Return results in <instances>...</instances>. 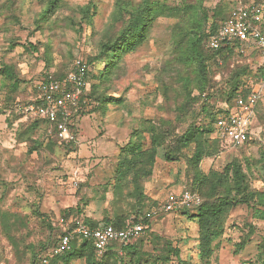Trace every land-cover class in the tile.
<instances>
[{
    "label": "rangeland",
    "instance_id": "1",
    "mask_svg": "<svg viewBox=\"0 0 264 264\" xmlns=\"http://www.w3.org/2000/svg\"><path fill=\"white\" fill-rule=\"evenodd\" d=\"M142 1L62 0L46 16L44 0H0V68L11 66L20 81L10 100H28L44 79L67 74L78 60L94 59L98 45L119 35ZM239 1L204 0L208 20L220 23ZM162 2L169 7L180 5V0ZM88 5L96 7L90 22L81 12ZM176 22L167 14L156 18L135 51L123 55L109 83L93 89L88 83L94 95L78 106L74 143L65 144L57 134L48 144L41 122L37 129L24 119L9 124V93L0 78V264H37L33 254H48L57 242L60 219L68 223L93 220L100 225L115 217L128 221L137 212L150 216L168 195L190 191L192 171L187 159L166 161L164 148L158 149L151 175L142 183L143 204L132 197L131 184L114 188L119 151L135 131H141L148 141L150 122L166 124L178 134L196 112L197 104L189 106L182 89L188 70L175 60L171 31ZM204 27L208 30L207 23ZM244 65L253 76L261 66L260 59L235 58L225 67L212 69L213 80L223 88L231 68ZM102 67L99 61L93 70ZM103 97L120 103L104 104ZM259 104V117L253 120L251 131L264 137V89ZM263 152L255 142L235 148L223 143L217 154L201 161L199 169L211 176L233 159L243 168L249 163L250 186L263 191ZM192 214L187 210L157 211L144 234L140 255H146L141 264L264 263L263 207L238 205L224 216L221 235L211 242L208 258L200 254L197 223L189 218ZM50 264L86 262L71 258ZM103 264H129V259L119 253Z\"/></svg>",
    "mask_w": 264,
    "mask_h": 264
},
{
    "label": "trees",
    "instance_id": "2",
    "mask_svg": "<svg viewBox=\"0 0 264 264\" xmlns=\"http://www.w3.org/2000/svg\"><path fill=\"white\" fill-rule=\"evenodd\" d=\"M61 1L44 0V14L47 16L53 13L60 6ZM162 1L164 0H143L130 13L129 21L119 35L111 39L107 38L98 45L96 57L83 61L88 66L86 81L90 83L91 89L95 88L99 83H109L123 55L135 51L145 39L156 18L167 14L169 17L177 19L171 31L175 60L188 70L185 78L183 77L184 86L182 89L187 97L186 100L189 101V106L197 104L196 112L193 114V120L178 134H175V130L166 128V124L157 126L150 122L146 128L150 134L148 141H146L141 131H135L131 135V140L119 151L115 169L114 188L117 189L122 185L131 184L132 197L136 198L138 204H143L145 197L142 191V183L151 175L158 149L164 148V158L169 162L178 161L180 158L185 157L192 171L190 191L199 195L201 203L197 207L181 210L193 211L189 218L197 223L200 254L202 257L208 258L211 255V242L221 235V221L224 216L238 205L264 208V190L259 191L252 189L250 186L247 175L249 163L245 164L246 167L243 168L241 162L233 159L224 166L220 173H215L211 176L203 175L199 169L201 161L206 156L217 154L219 147L223 144L214 136L215 122L218 116L224 113L227 114L229 110L233 109L238 96L245 98L260 81L264 82V70L262 66H259L252 76V70L247 65L241 66V68L232 67L229 77L225 81V86L222 88L213 80L212 74L214 73H212V69L225 67L235 58L258 56V52L254 50L245 55L240 54L234 48L228 47L211 50L206 46V43L209 36L214 35L222 24L231 19L233 12L239 5L258 4L263 0L239 1L232 13H229L225 19H221L220 23L219 20L215 21L216 19H212L213 21L211 22L208 20V11L203 5L204 0H180V5L177 7H169ZM81 12L86 22H90L92 16L95 15L96 7L88 5L81 9ZM206 23L208 24V30L204 27ZM261 29L264 32V21ZM99 61L103 67L94 71L93 67ZM65 76L66 74L54 75L44 79L43 82L51 80L61 81ZM0 78L3 87H6L9 93L6 98V102H10V105L6 107L9 111L8 117H11L8 119V123L12 124L17 119H24L31 122L34 129H37L36 124L41 122L45 125V136L48 144H50L48 139H51L53 135H57V132L50 127L46 119H25L14 109L16 104L36 103L43 105L44 100L39 99V86L35 88V93L30 99L13 101L10 99L17 93L20 84L14 69L11 66H3L0 68ZM93 95L94 93L92 91L89 92L88 87L80 96L78 106L86 104L87 99ZM10 96L13 97L10 98ZM102 102L104 104H119L120 100L103 97ZM260 104L258 103L255 108L256 120L259 117ZM77 116L78 108L72 112L70 119L73 121ZM262 140H264V137L257 135L252 141L237 147L255 142L264 151ZM158 206L155 207V210L158 209ZM136 214V217L128 221L122 217L105 219L103 225H110L117 230H121L128 225L129 221L140 219L144 225L145 234L149 231L151 216H143L139 212ZM81 222L89 227L100 226L98 222L93 220H81ZM60 233L61 230H58L57 238ZM144 234L126 244H121L118 241L112 242L102 255L96 252L92 241L75 239L71 243L69 251L49 258L48 264L58 261L65 262L71 258L84 259L86 264H103L109 259H116L119 253L129 259V264H133V262L141 264V257L144 253L140 255V250ZM45 249V247L41 248V252L43 253ZM44 257L45 255L37 256V254H33V263L37 259V264H43L42 259ZM96 259H99V261H96Z\"/></svg>",
    "mask_w": 264,
    "mask_h": 264
},
{
    "label": "built area",
    "instance_id": "3",
    "mask_svg": "<svg viewBox=\"0 0 264 264\" xmlns=\"http://www.w3.org/2000/svg\"><path fill=\"white\" fill-rule=\"evenodd\" d=\"M263 15L264 0L258 4L239 5L231 19L222 24L214 35L209 36L206 46L211 50L221 47L234 48L240 54L255 50L258 52L260 64L264 70V32L261 29ZM87 72L86 63L82 60L76 61L71 71L61 81L51 80L39 85V99L44 100L43 105L16 104L14 109L25 119H46L65 144L74 143L76 130L70 117L72 112L78 108L80 96L89 87L86 81ZM263 89L264 82L260 81L245 98L238 96L234 108L227 114L218 116L214 133L218 140L237 147L257 137L251 131V126L255 120V108L261 99ZM261 143L264 146V140ZM200 203L201 199L198 194L182 191L178 194H171L167 201L160 204L156 210L160 212L179 211L197 207ZM157 211L150 216L156 215ZM59 227L61 233L55 245L42 259L43 264H48L49 258L69 251L75 239L92 241L96 252L102 255L110 243L115 241L121 244L129 243L143 235L145 230L140 219L129 221L128 225L121 230L110 225L89 227L81 221L68 223L64 219H60Z\"/></svg>",
    "mask_w": 264,
    "mask_h": 264
},
{
    "label": "crops",
    "instance_id": "4",
    "mask_svg": "<svg viewBox=\"0 0 264 264\" xmlns=\"http://www.w3.org/2000/svg\"><path fill=\"white\" fill-rule=\"evenodd\" d=\"M170 195H168L167 197H166V201H167V199H168V197H169ZM160 204V203H159ZM102 226V225H101Z\"/></svg>",
    "mask_w": 264,
    "mask_h": 264
}]
</instances>
